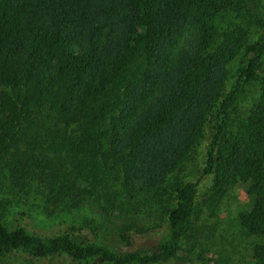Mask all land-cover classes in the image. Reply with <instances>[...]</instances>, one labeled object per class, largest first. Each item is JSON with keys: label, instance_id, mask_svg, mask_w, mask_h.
I'll use <instances>...</instances> for the list:
<instances>
[{"label": "trees", "instance_id": "16d2710c", "mask_svg": "<svg viewBox=\"0 0 264 264\" xmlns=\"http://www.w3.org/2000/svg\"><path fill=\"white\" fill-rule=\"evenodd\" d=\"M263 7L0 0V182L51 220L89 200L121 218L144 211L165 219L155 245L118 253L67 221L40 233L0 217V256L191 264L203 206L215 215L243 184L250 201L235 225L254 264H264ZM186 29L190 45L175 54ZM253 91L250 106H238ZM203 143L202 175L213 180L200 201V180L182 172Z\"/></svg>", "mask_w": 264, "mask_h": 264}, {"label": "rangeland", "instance_id": "374dc122", "mask_svg": "<svg viewBox=\"0 0 264 264\" xmlns=\"http://www.w3.org/2000/svg\"><path fill=\"white\" fill-rule=\"evenodd\" d=\"M262 2L264 5V0ZM261 10H264V7ZM193 34L194 31L191 29L182 32L175 47V54L182 47L190 45ZM255 95L257 91L245 93L238 106L247 108ZM203 145L204 143L199 148L196 160L183 168L182 172L192 179L200 180L198 196L200 201L213 180V176L202 175ZM249 201L245 186L237 184L221 201L215 215L207 216L208 211L203 206L204 210L196 221L195 237L198 243L194 253L189 255L193 258L191 264H254L248 240L239 234L235 225L237 211ZM0 217L7 226L25 224L29 229L40 233L56 229L58 227L56 224L64 225L67 221L79 227V236L82 238L105 245L118 253L149 249L159 241L165 230L164 218H154V215L145 214L144 211L132 215L131 218H121L116 214L103 212L94 200L85 202L70 215L62 213L63 219L51 220L43 213L42 208L34 206L32 200H26L23 196L11 192L5 182H0ZM0 264L29 263L12 254L0 256Z\"/></svg>", "mask_w": 264, "mask_h": 264}]
</instances>
